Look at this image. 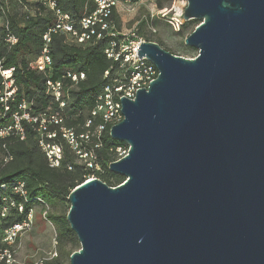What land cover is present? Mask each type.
Instances as JSON below:
<instances>
[{"label":"water","instance_id":"water-1","mask_svg":"<svg viewBox=\"0 0 264 264\" xmlns=\"http://www.w3.org/2000/svg\"><path fill=\"white\" fill-rule=\"evenodd\" d=\"M193 57L141 40L158 70L122 96L109 163L73 187L69 264H264V0H187Z\"/></svg>","mask_w":264,"mask_h":264},{"label":"trees","instance_id":"trees-1","mask_svg":"<svg viewBox=\"0 0 264 264\" xmlns=\"http://www.w3.org/2000/svg\"><path fill=\"white\" fill-rule=\"evenodd\" d=\"M20 1L22 4L39 5L38 0L34 2ZM129 1L134 3L138 0ZM56 2L59 8L77 18L83 13H90L95 9L93 0H56ZM110 18L119 30L121 20L114 7ZM6 20L8 30L17 37V41L10 46L4 41ZM53 20L52 11L45 7H42L40 14L15 15L9 12L4 0H0V65L5 69L13 67L12 79L16 91L13 100L9 101L11 108H14L18 101L24 98L31 102L33 112L50 108L64 117L65 126H75L84 122L89 116L96 96L103 91L104 87L111 84L113 78H122L123 69L120 67L119 61L109 59L104 52L109 42L108 35L103 34L101 38L93 36L90 40L77 44L68 40V37L63 33L52 34L50 41L52 70L49 77L53 80L63 79L65 90L68 93L65 105L59 107L45 93L46 76L33 70L29 64L32 56L39 53L42 46V33ZM194 21L196 19L184 21L181 28H187ZM144 23L145 20H142L136 27L130 28V31L136 28V36L132 37L143 38L141 28ZM145 40L156 41L150 38ZM156 42L160 44L159 41ZM106 70L109 73L105 76ZM68 71L76 74L83 72L84 77L74 83L66 77ZM1 81L2 75L0 74V89ZM6 123H8V118L0 116V126ZM108 128L109 126L103 135V144L98 149L102 170L93 173L95 177L100 178L108 185L115 186L121 183L124 177L109 170L108 164L119 158L117 147L125 148L128 145L124 141L112 138ZM5 153H9L11 159L3 162L2 158ZM74 161H76L74 156L66 151L65 158L59 167L50 166L44 152L37 145L33 132L28 127L23 140H18L15 137L0 138V184L9 183L12 180H23L28 196L33 198V203L38 202L34 200L38 197L44 204L50 206L48 219L56 231L57 256L47 260L45 264H69V255L78 245L77 236L66 220L69 205L66 209L63 205L68 202L67 196L70 190L83 182L87 176L82 165L77 161L73 164ZM67 162L72 164L71 169L67 167ZM112 175L117 176L113 181L110 180ZM26 207L28 208V206ZM24 217L25 213L18 214L11 210L6 217L0 218V234H2V229L12 223L22 221ZM6 245V242L0 241V248ZM0 264L4 263L0 262Z\"/></svg>","mask_w":264,"mask_h":264},{"label":"built area","instance_id":"built-area-1","mask_svg":"<svg viewBox=\"0 0 264 264\" xmlns=\"http://www.w3.org/2000/svg\"><path fill=\"white\" fill-rule=\"evenodd\" d=\"M93 1L95 9L90 13H83L78 18L59 8L56 0H38L39 5H36L31 13L40 14L42 7H45L50 9L54 15L53 22L48 24L42 33L41 49L33 57L30 67L46 76L45 93L59 107L65 105L68 93L65 90L63 79L53 80L49 77L52 70L50 48L52 34L63 33L77 44H82L93 36L96 38H101L103 34L109 36V42L104 52L109 59L119 61L123 75L122 78H113L112 83L106 85L103 91L96 96L95 103L84 122L75 126H65L62 115L50 108L33 112L31 102L24 98L18 101L14 108H11L9 101L13 100L16 91L12 79L13 67L5 69L0 65V74L2 75V87L0 89L2 110L0 116L8 118V123L0 126V138L15 137L18 140H23L26 137L28 127L33 132L35 141L44 152L50 166L59 167L65 158L66 151H68L87 172L86 179L95 177L93 172L102 170L98 149L103 144V135L107 126L110 128L112 124L120 121L123 117L120 98L122 96L134 98L136 89L147 87L158 73L151 61L144 56L139 57L137 55L138 44L144 39L141 37L128 38L127 34L121 39L122 34L120 35L110 18L113 7L116 8L120 3L128 5L132 3L129 0ZM5 29L4 41L9 46L13 45L17 41V37L8 30L7 20ZM135 30L136 28H133L128 34L135 36ZM108 73L109 71L106 70L105 76ZM66 77L76 83L84 77V73L76 74L68 71ZM116 149L119 157L126 154L125 149L122 151L120 147ZM9 159H11V155L5 153L2 161L6 162ZM67 167L71 169L72 164L67 162ZM34 200L46 205L38 197ZM33 202V198L28 196L23 180H12L9 183L0 184V218L6 217L11 210L18 214L25 213L22 221L12 223L2 229L0 241L6 242L7 245L0 248V262L21 264L15 258L13 243L33 224ZM42 213L46 215L47 208ZM56 256L57 250L53 248L46 256L36 258L31 264H45L47 260Z\"/></svg>","mask_w":264,"mask_h":264},{"label":"rangeland","instance_id":"rangeland-1","mask_svg":"<svg viewBox=\"0 0 264 264\" xmlns=\"http://www.w3.org/2000/svg\"><path fill=\"white\" fill-rule=\"evenodd\" d=\"M28 1L34 2L35 0ZM4 2L9 12L15 15L30 14L35 8L31 4H22L20 0H4ZM186 4L187 0H138L129 5L120 3L116 7L121 20L119 33L122 35L120 38H124L126 34L129 36L128 38H133L128 34L130 28L132 26L136 27L138 23L140 24L142 20H145L141 28L143 38L159 41L163 48L174 54L185 57L195 56L198 53V49L186 44L184 39L198 24L199 20L196 19L185 29L181 28L185 21L182 17V12ZM33 57L30 62H32ZM123 149L127 152L128 147H122L121 151ZM74 163L77 162L74 161ZM116 177V175H112L110 180L113 181ZM63 205L66 209L69 201ZM33 207L34 218L31 228L18 236L13 243L15 258L21 264H31L36 258L46 256L50 250L56 247L55 227L48 219V213L51 210L50 206L36 202ZM45 208H47V214L43 215L42 212ZM77 242L78 245L74 247V250L80 247L78 240ZM68 246H70L69 243Z\"/></svg>","mask_w":264,"mask_h":264}]
</instances>
